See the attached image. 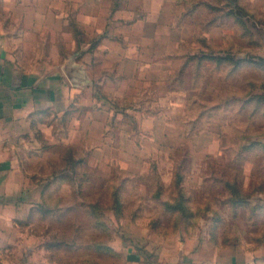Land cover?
<instances>
[{"label":"rangeland","instance_id":"374dc122","mask_svg":"<svg viewBox=\"0 0 264 264\" xmlns=\"http://www.w3.org/2000/svg\"><path fill=\"white\" fill-rule=\"evenodd\" d=\"M205 2L107 32L112 6L0 0V50L65 81L1 177L0 264H264L262 51Z\"/></svg>","mask_w":264,"mask_h":264},{"label":"crops","instance_id":"0c3cea01","mask_svg":"<svg viewBox=\"0 0 264 264\" xmlns=\"http://www.w3.org/2000/svg\"><path fill=\"white\" fill-rule=\"evenodd\" d=\"M221 1L218 7L224 10L225 15L218 20L227 25L221 33L223 38L254 41V47L244 45L242 47L245 51H262L261 54L255 55V60L264 68V0ZM92 2L96 9V23L104 17L102 15L104 7L112 6L107 32H112L118 24H135V19L130 18L135 15L136 7L141 11L138 13L141 15L138 22L149 25L172 23L177 25L183 23L182 17L189 11L188 9L197 10L206 3L205 0H89V2L83 0L78 20L80 29H83L84 24L88 22V14L84 8ZM169 7H173L176 11L174 21L153 19L167 15L166 10ZM80 29L79 32H82ZM178 29L175 28L176 32ZM127 31L129 34V27ZM179 32L182 33L183 28H180ZM78 39L82 38L78 36ZM34 53L36 51H32L31 55ZM29 64H25L16 51L0 50V181L2 176L12 174L20 166L21 154L18 153L28 148V144L31 145V149L33 148L34 129L39 132L40 110L44 106L46 110L53 106L55 100L60 97L52 92L53 86L56 83L63 86L65 82L63 75L50 76L49 72L41 71L38 66ZM59 79L60 81L55 83L54 80Z\"/></svg>","mask_w":264,"mask_h":264},{"label":"trees","instance_id":"16d2710c","mask_svg":"<svg viewBox=\"0 0 264 264\" xmlns=\"http://www.w3.org/2000/svg\"><path fill=\"white\" fill-rule=\"evenodd\" d=\"M262 88H264V81H262ZM264 93H262L261 98L264 99ZM260 96V95H259Z\"/></svg>","mask_w":264,"mask_h":264}]
</instances>
